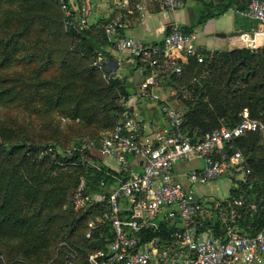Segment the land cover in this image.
<instances>
[{
  "label": "trees",
  "instance_id": "1",
  "mask_svg": "<svg viewBox=\"0 0 264 264\" xmlns=\"http://www.w3.org/2000/svg\"><path fill=\"white\" fill-rule=\"evenodd\" d=\"M197 1L195 27L229 9L245 10L250 2ZM64 2L70 16L59 12L55 0H0V109L3 113L2 107L19 108L26 130L57 114L71 127H79L82 136L75 144L112 132L126 111L123 103L136 90L127 77L104 80L95 66L93 55L107 57L104 48L112 46L103 28L106 21L81 29V1ZM201 54L202 63L189 59L180 77L166 79L182 98V131L190 141L200 142L222 127L233 128L244 112L264 123V45ZM43 144L33 142L17 123L0 124V247L8 248L11 259L5 261L0 255V264H89L88 256L104 249L109 228L102 224L86 237L88 214L75 216L68 195L78 187L81 175L90 195L106 198L114 181L105 168H85L84 161L97 158L76 152L59 155L57 144ZM49 147L53 151L42 155ZM236 153L249 173L244 181H237L238 187L232 182L230 189V195L244 201L235 224L240 234L253 236L264 230L261 133L239 137L224 147L228 159ZM94 212L100 214L97 208ZM202 222L203 229L212 227L215 236L226 232V225L218 220ZM60 239L76 253L68 257L78 260L51 263L52 249Z\"/></svg>",
  "mask_w": 264,
  "mask_h": 264
},
{
  "label": "built area",
  "instance_id": "2",
  "mask_svg": "<svg viewBox=\"0 0 264 264\" xmlns=\"http://www.w3.org/2000/svg\"><path fill=\"white\" fill-rule=\"evenodd\" d=\"M196 3L197 0H119L117 17L104 27L118 52H127L144 65L143 82L134 98L157 102L168 127L152 131L153 139L143 140L145 127L124 102L126 111L112 132L98 140L82 138L67 151L107 159L110 163L105 165V172L114 181L107 198L90 195L84 185L73 196L75 207L93 204L100 213L97 217L101 224L109 228L103 238L104 249L89 255V264H264V230L247 236L240 234L235 224L244 204L242 198L229 194L221 200L208 199L203 206V196L198 193L222 177L232 178L237 171L243 176L249 173L242 156L236 153L228 159L224 147L250 133L264 134V123L245 113L241 123L233 128L222 127L192 143L182 131V113L162 99L157 90L165 78L180 77L189 59L202 63V49L195 45L194 33L174 24L158 44H145L121 34L131 9L141 15L151 4L174 13ZM60 5L65 16H70L64 0ZM239 14L264 28V0H250ZM79 26L87 28L84 17ZM260 35L264 41V32ZM93 59L104 78L114 77L107 69L106 56L94 54ZM52 151L51 147L46 148L42 155ZM192 159L201 160L202 166L181 182L174 165ZM234 180L235 188L237 181H244ZM101 186L104 187L103 181ZM204 220L220 221L226 225V232L215 236L212 227L203 229Z\"/></svg>",
  "mask_w": 264,
  "mask_h": 264
},
{
  "label": "crops",
  "instance_id": "3",
  "mask_svg": "<svg viewBox=\"0 0 264 264\" xmlns=\"http://www.w3.org/2000/svg\"><path fill=\"white\" fill-rule=\"evenodd\" d=\"M92 2H94V0H89L88 8H84L86 17H88V27L93 25L98 27V20H105L106 23L103 25L104 28L111 19L117 17V4L119 0H113L114 5L111 10L109 7L104 9L105 6H103L101 7L102 9L96 13L92 12ZM198 5L199 3L197 1L194 5H187L185 8L174 13H168L162 11L156 5L148 4L145 12L141 15L136 10L131 9L132 14L124 23V28L122 29L121 34L126 37L140 40L145 44H158L164 38L167 30L174 24H178L183 29L192 28L191 31L196 37L195 45L203 51L221 52L242 47L255 49L263 45L264 41L260 35L264 32L263 26H261L263 29H256L253 23L257 21L240 16L239 10L229 9L225 14L209 19L200 26L195 27L198 15L197 10L198 7H200ZM234 31H244L246 35L226 38H218L215 36L216 33H231ZM250 33L254 34L253 39H251L249 35ZM109 42L112 46L104 48L108 58L107 69L114 74V77H118L120 79L127 77L129 82L134 83L136 91H134V94L129 97L126 102V106L144 125L145 133L143 140H151L153 139L152 131L164 130L168 127L167 120L165 119L159 104H157V107L160 108V116L159 114L157 116L155 108L151 104L150 100L134 98V95L138 93L143 82V75L141 73L143 68L139 66V62L137 60L133 59L128 54H126L125 57L122 52H118L115 47H113V41ZM166 79L167 78L164 79L163 83H167ZM157 94L162 99L166 100L170 105L173 104V95L169 88L163 89L160 86L157 90ZM180 112L183 116V112ZM245 113L247 112H244V114ZM102 161L105 165L109 164L105 163L104 159H102ZM186 162L191 165L190 173L202 166V161L199 159H192ZM243 178H241V180ZM184 182H186V176H184ZM202 192L203 191L201 189L198 190L199 195L204 197Z\"/></svg>",
  "mask_w": 264,
  "mask_h": 264
},
{
  "label": "rangeland",
  "instance_id": "4",
  "mask_svg": "<svg viewBox=\"0 0 264 264\" xmlns=\"http://www.w3.org/2000/svg\"><path fill=\"white\" fill-rule=\"evenodd\" d=\"M80 1H81L80 8L87 9L88 5L85 3L86 0H80ZM55 2H56L55 4L56 8L58 7L59 12L64 13L60 5L61 0H55ZM92 5H93L92 12L96 13L97 11L101 10L102 9L101 7L103 6H105L104 9H106V7L107 8L109 7V9L111 10L114 4H113V0H94V2H92ZM81 17H84L86 20H88V17H86L85 12H82ZM253 25L255 26L256 29H263L261 28L262 25L260 23L254 22ZM123 54L126 57V54L128 53L124 52ZM102 78L106 81L109 80L107 78H104L103 75H102ZM160 86L163 89H168V88L170 89L173 95L172 96L173 104L171 105L177 108L178 110L182 111V98L179 97L177 94L178 89L172 88V86H169L167 83H163ZM179 90H181L183 93L186 92V89L184 87H179ZM151 104L155 108L156 115L158 116L159 114L160 116V112H159L160 108L157 107V102L151 101ZM14 107L15 106L2 107L4 110L3 113L1 112V109H0V112H1L0 113V124H2L3 122L17 123L18 127L21 130H23L27 135H29V137L32 139L33 142H38V143L42 142L44 143L43 146L44 145L53 146L54 143L57 144V146L55 145L56 146L55 152L59 155H65L64 153H66L70 149V147L73 145V142L76 141L78 137L82 136V134L79 133L80 132L79 127H77V129L74 127H71L72 123L69 120L61 116H57V114H54V113L51 114L50 118L39 119L38 121L39 124L35 129L26 130V128L21 124L23 120H22L21 114L19 113V108H14ZM52 123H54V126H52ZM261 135H262V144L264 147V134H261ZM84 162L86 165L85 166L86 169H97V167H99L100 169L105 168L104 162L99 159L93 160V159L88 158V160ZM105 163H110V162L107 159H105ZM190 166L191 165H189L187 162H184L183 164H179V165L178 164L174 165V173L179 174L178 176L181 182H184V176H187L190 173ZM242 175L243 174L241 173V171H237V173L232 178L222 177L215 183L202 187L201 190L203 191L202 193L204 197L201 199V204L203 206H206L208 199L221 200L227 197L230 194V189L233 187L232 182L235 181L234 179L241 180V178L243 177H244L243 179H245V176L242 177ZM81 185H85V179L83 175L80 176L78 187L75 190L70 191L68 195V203H71L75 216L81 215V213L86 212L88 214L87 217L90 220L89 224L91 223L90 225H93L94 227H98L102 224H101L100 219L97 217V215L94 212L95 208L93 204L87 203L85 207H75L73 204V196ZM65 208H67V205L63 207V210H65ZM86 229L87 231L85 235L87 237L88 233L92 232L93 230H91L89 226H87ZM8 251H9L8 248L2 247V246L0 247V255L5 261L11 260L8 258ZM60 251H62L64 254H62V252ZM70 254H73L72 257L76 255V253H74V250L68 248V244L65 241L63 240L58 241L52 249V260L53 261L51 263H59L62 260L64 261L67 260V258L69 262H71L73 258L68 257V256H71ZM76 260H78V258H76L75 260L73 259V261H76Z\"/></svg>",
  "mask_w": 264,
  "mask_h": 264
},
{
  "label": "water",
  "instance_id": "5",
  "mask_svg": "<svg viewBox=\"0 0 264 264\" xmlns=\"http://www.w3.org/2000/svg\"><path fill=\"white\" fill-rule=\"evenodd\" d=\"M243 35H246V33L244 31H234L231 33H216L215 34V36L218 38L236 37V36H243ZM249 35H250L251 39L254 38L253 33H250ZM263 45H264V42H263Z\"/></svg>",
  "mask_w": 264,
  "mask_h": 264
}]
</instances>
